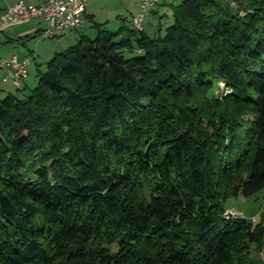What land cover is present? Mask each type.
Segmentation results:
<instances>
[{
	"label": "trees",
	"instance_id": "16d2710c",
	"mask_svg": "<svg viewBox=\"0 0 264 264\" xmlns=\"http://www.w3.org/2000/svg\"><path fill=\"white\" fill-rule=\"evenodd\" d=\"M170 5L0 97V264H264L263 222L225 214L264 189V0Z\"/></svg>",
	"mask_w": 264,
	"mask_h": 264
},
{
	"label": "crops",
	"instance_id": "0c3cea01",
	"mask_svg": "<svg viewBox=\"0 0 264 264\" xmlns=\"http://www.w3.org/2000/svg\"><path fill=\"white\" fill-rule=\"evenodd\" d=\"M19 0H0V17L4 13L6 7L10 4L15 3ZM26 3L30 4H39L45 0H23ZM125 1V2H124ZM127 0H87L86 10L84 13L83 21L79 26L72 29H66L61 31L56 36V40H64L69 41L70 39H75L81 34H88L90 32L97 33L98 28L96 27V23L102 24V26L108 30H111L109 25L117 30L121 25L127 24L125 22V13L128 12V4ZM134 8L130 14L129 25L131 24V18L135 11L137 10L138 4L140 0H133ZM165 0H160L153 8L151 13L147 15L145 21L148 20L150 15L159 16L162 12L163 4ZM127 5V8H126ZM130 7V6H129ZM113 19H115L113 21ZM145 21H144V29H145ZM44 27V22L36 17H33L27 21L18 22L10 25L8 28L0 31V57H8L13 53H16L19 57H30V63L32 60H35L37 56L42 54V50L40 49V45L38 42L34 48L29 46V42L26 40L31 37L40 36L41 30ZM113 31V30H112ZM96 35V34H95ZM53 44V41H52ZM54 47V45H52ZM25 48V50H24ZM55 53V52H54ZM29 63V64H30ZM29 66V65H28ZM1 73L0 79L3 82L2 86H0V93H13L11 92L12 88L16 87L17 90L23 87L21 81H23L26 77L19 80H3L2 81Z\"/></svg>",
	"mask_w": 264,
	"mask_h": 264
},
{
	"label": "built area",
	"instance_id": "2783aa9c",
	"mask_svg": "<svg viewBox=\"0 0 264 264\" xmlns=\"http://www.w3.org/2000/svg\"><path fill=\"white\" fill-rule=\"evenodd\" d=\"M160 0H140L137 10L132 16V24L136 29H143L147 15ZM87 0H45L39 4L16 1L6 7L0 17V31L18 22L36 17L44 22L42 37H54L61 31L76 28L81 24L86 10ZM30 57H19L16 53L8 57H0V69L3 70L2 80L22 79L28 74ZM225 214H242L232 207L225 209ZM244 216V215H243ZM252 220L255 219L253 216Z\"/></svg>",
	"mask_w": 264,
	"mask_h": 264
},
{
	"label": "rangeland",
	"instance_id": "374dc122",
	"mask_svg": "<svg viewBox=\"0 0 264 264\" xmlns=\"http://www.w3.org/2000/svg\"><path fill=\"white\" fill-rule=\"evenodd\" d=\"M181 0H165L164 4L162 5V12L159 16L150 15L148 20L145 21V31H147L149 34L153 35L158 32L161 34L164 33L165 28L169 26L172 21V8L170 3H178ZM125 2V1H124ZM126 3L128 4V12L125 13V22L129 25V16L134 8V1L133 0H127ZM130 6V7H129ZM127 8V5H126ZM115 19H113L114 21ZM111 30H115L112 25L109 27ZM96 33L90 32V36H95ZM56 37H40L35 36L31 37L30 39H27L26 42H29V46L31 48L35 49V46L38 42L40 45V49L42 50V54L40 56H37L35 60H32L31 63L28 66V74L27 77L21 81L23 84L20 89L17 90L16 87L12 88L11 92L15 94L18 98H24L32 88H34L37 84L38 80V72L39 70H46V62L47 60L54 54L56 51H61L68 47L69 45L75 43L77 41V38L70 39L69 41L64 40H56ZM53 41V44H52ZM54 45V47H52ZM25 50V48H24ZM2 69H0V76L2 73ZM3 81V80H2ZM3 82H1L0 79V86H2ZM223 84L221 82H217L216 89L214 90L215 93H219V90ZM1 88V87H0ZM7 93L4 92L0 93V97L5 96ZM226 204L228 207H232L234 209L241 211V216H246L248 219L252 220L251 218L254 216L255 219L254 222L257 220H261L264 225V189L259 190L256 193H253L249 196H244L242 194H239L236 197H231L226 201ZM262 259H264V250L259 253Z\"/></svg>",
	"mask_w": 264,
	"mask_h": 264
},
{
	"label": "bare ground",
	"instance_id": "6f19581e",
	"mask_svg": "<svg viewBox=\"0 0 264 264\" xmlns=\"http://www.w3.org/2000/svg\"><path fill=\"white\" fill-rule=\"evenodd\" d=\"M240 217L241 216V214H232V217Z\"/></svg>",
	"mask_w": 264,
	"mask_h": 264
}]
</instances>
